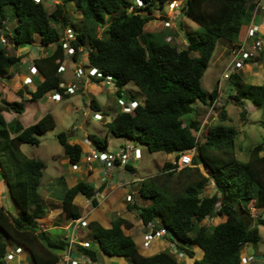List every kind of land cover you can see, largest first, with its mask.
Segmentation results:
<instances>
[{
    "label": "trees",
    "instance_id": "16d2710c",
    "mask_svg": "<svg viewBox=\"0 0 264 264\" xmlns=\"http://www.w3.org/2000/svg\"><path fill=\"white\" fill-rule=\"evenodd\" d=\"M56 1L53 11L48 13L42 2L0 0V32L13 49L34 44L36 36L42 46L56 45L51 56L35 64L44 80L29 93L30 101H37L48 92L68 95L60 87L58 69L64 56L61 32L71 25L67 5L73 4L82 23L74 29L76 38L70 43L74 49L72 58L77 61L86 54L90 68L111 77L118 98L123 97L124 87L132 84L138 92H130L128 101L137 102L138 94L143 101L137 102L129 113L117 112L106 124L108 131L115 137L145 145L151 154H174V161L182 152L196 148L193 167L179 171L184 174L182 187L169 193L166 187H148L152 181L145 178L136 196L148 204L132 209L144 225L153 222L156 229H165L177 242L200 247L203 256L193 264H241V251L246 245L257 246L260 240L257 227H264L263 215L251 217L249 212L252 207L264 213V155H261L264 138L249 150V159L241 162L234 153L239 132L230 124L223 106L217 116L219 123L201 128V143L194 135L201 123L194 120L183 126V118L198 116L200 110L194 105H209L217 97L216 88L207 94L201 80L218 42H225L229 49L239 42L238 37L243 35L242 30L251 17L248 0H182L184 16L198 26L196 31L185 30L184 49L165 41L149 42L143 33L145 25L155 19L153 11H161L167 0H141L143 7H138L135 0ZM7 20L15 22L11 35L4 29ZM96 28L102 30L100 36ZM19 61L6 48H0V78L10 79L9 70ZM232 78L237 93L230 99L239 106L243 120L246 101L256 107L264 106V84L245 85L239 73ZM18 96L22 99L20 92ZM23 103V99L0 100V176L16 209L14 217L0 206V264H5L10 245L26 248L34 264H55L58 258L51 250L63 249L64 244L47 240L37 224L44 216L39 197L44 163L26 157L20 149L26 144L38 146L37 137L54 129L55 121L46 114L26 128L17 119L7 123L2 112L20 115ZM92 103L90 107L96 109ZM56 139L69 163L76 165L82 153L80 146L70 144L65 133H59ZM88 139L98 148L107 143L106 138L95 135H89ZM200 165H204L207 175L201 173ZM174 168L175 164L164 162L161 174L167 180L173 179ZM211 183L213 192L206 196L204 189ZM77 195L96 204L94 189L78 182L62 198V212L67 220L80 216L73 204ZM210 218H219L220 222L208 229L203 222ZM124 225L123 219L116 218L107 230L92 227V237L102 253L129 258L133 264H176L167 252L142 257L133 240L124 235ZM85 253L95 259V250L86 249ZM186 254L193 257L191 251ZM261 258L264 264V254Z\"/></svg>",
    "mask_w": 264,
    "mask_h": 264
},
{
    "label": "crops",
    "instance_id": "0c3cea01",
    "mask_svg": "<svg viewBox=\"0 0 264 264\" xmlns=\"http://www.w3.org/2000/svg\"><path fill=\"white\" fill-rule=\"evenodd\" d=\"M44 1L46 2L47 0L41 1L43 5H44ZM50 1L54 2L55 5L58 3V1L56 0H50ZM248 2L250 4L251 17L249 22L244 26L242 30V34H244L251 25L260 26L261 32L264 33L263 27L261 26V19L262 16L264 15V12L261 11L259 8H256L258 0H248ZM260 4L264 7V0H262ZM68 5H73V4H68ZM154 17L155 19L152 21L156 22L157 20L156 16L154 15ZM150 22L151 21H149L144 27L143 33L145 36L152 35L153 33V30H151V28L148 27ZM162 26L163 28H169L170 24L168 27H166L164 24ZM185 27L184 28L179 27V29H181L180 31H178L179 29L177 30L176 27V30L174 31L173 34V36H175V41L177 44L175 46L176 47L182 46L181 49H184L186 47ZM155 28L161 29L160 33L158 34L163 35L162 32L165 30L162 29V27L156 26ZM239 37H238V41L240 39ZM35 39H37V41L34 44L30 45L31 47L27 49H24L23 47H19L17 49H13L10 47L7 48L9 49L7 50L9 51V54L20 58V62L15 66L14 69L10 70V74L12 77L8 79L6 82L0 84L1 85L0 99H5L7 102H20L23 99L24 110L20 115L16 114L15 112H2V116L7 123L17 119L19 123L22 125V127L26 128L35 124L44 115L50 114L55 121L54 129H56L58 123L62 121L63 115L58 109H49L50 103L55 104L60 102V101L55 102L51 100V96L54 92L46 93L41 99H38L37 101H30L29 93L34 92L36 89V85L44 80L43 75L38 71L35 76L31 77L32 78L31 84L24 86L22 83L25 77L30 76L29 68L33 65L35 66L38 60L51 56L56 48L55 44L42 46L39 43L38 36H36ZM230 50L231 49H229L228 52V58H230ZM63 54H64L63 61L60 65L61 70L59 72L60 77L61 74H64L67 71L66 66H65V71L63 69L66 63V58H68L69 61L73 62V64H75V62H78L81 58L79 57V59L75 61L72 58V56L69 55L67 52L63 51ZM226 65L227 63L224 65V68ZM74 67L75 69L73 70V75H72L73 78L71 80L69 81L64 80L61 77L62 80V83H60L61 87H67L72 83H78L79 86L75 94L77 92L83 94L84 92L88 93L92 91V88H98L102 84V83L93 84L91 81L85 80L84 78L77 79L78 80L77 82L74 73L76 68H78L79 66L76 65ZM241 72L243 73V76ZM239 75L241 77L242 83L245 85H263L264 55L258 61L246 64L244 68L239 72ZM260 80H262L263 83H260ZM216 82L217 80L215 81L214 88L216 86ZM80 85H82L83 87L81 88ZM227 85L228 83L225 85L223 93L219 95V98L221 99L222 106L224 107L230 119V124H231V113L233 111H236L239 121L241 122L240 124L246 126L247 124L252 125L258 123L259 128L263 126V123L257 122L258 110H254V112L257 113H255L254 121H253L250 120L251 113H249L247 110L245 111L246 112L245 118L242 120L240 119L239 116V112H240L239 108H237L234 104L232 107L228 108L227 106L228 101L230 102L232 101L228 99L229 93H228ZM102 87H108V85L103 83ZM18 92L22 94V99L18 96ZM75 94L65 95L62 97V99L73 100L75 97L72 96H74ZM84 97H82V101L84 105L82 109H79L73 104L72 105L68 104L67 109H71L72 113H79L81 111L83 117H85L86 114H89L90 116L92 115L93 117L94 112H96L97 110V112L102 115L101 125L105 127V131L102 130L99 131L98 133L96 132V134L102 136L105 135L103 138H106L107 143L106 145L102 146V150L111 151L109 148L110 147L109 138L113 136L106 128V124L111 122L117 113H115L112 117V120L109 121L108 120L109 116H107V113L100 108L99 102L96 100L95 96L91 97L88 100L87 97L85 100H83ZM91 102H93L92 104L96 109L90 107ZM208 107L209 106L206 105V106H202L201 109L199 108L200 112L198 116L191 115V118H189L188 116L184 117L183 126L189 124V122L191 121L194 120L198 121L200 113L201 111H203L202 109H206L204 110V112H206L205 116L209 117L210 112ZM246 107L247 104L245 102L244 108ZM71 112L68 111L69 114ZM96 121L97 120L94 119L93 122L95 124L101 123V121L99 122ZM94 130H96V127H94ZM72 131L73 132H71V134L68 136V142L72 145L73 144L79 145L82 151L80 160L76 165H71L69 163L66 154L64 152H61L60 149L54 151L56 154L48 152V155L40 156V152L38 151L36 154L34 155L30 154L28 156L22 151L23 145L20 147L22 153L26 157L40 160L44 163V169L40 179V188H39V197L42 204V208L44 210V216L37 221V224H38V231H40V233L46 234L47 240L51 242L61 241L64 244L63 249L51 250V252L54 255H56L58 258V261L55 264H71L62 261L61 259L62 255L66 254L67 247L70 244H71V250L68 253L69 259L72 261L73 260L77 261L78 264H133V262L129 258L109 256L102 253L98 249L97 243L92 237L93 226L95 227L97 226V228L107 230L111 227V223L116 218H121L125 221L126 225L122 227L123 233L124 235L129 236L133 240L138 253L142 257L151 258L160 253L167 252L170 254V257L175 260L176 264H193L195 260H199L202 258L203 250L197 245L181 244L176 240H170L166 236L161 238H155L150 242L148 247H144L143 243L145 242V238H146L145 235L148 233L149 230L147 229V226L142 223V220L139 218L137 212L132 209V206L139 207V206L147 205V201H142L141 198H138L136 196V189L138 185H132V183H134L136 179L139 178L144 179L142 176H139L136 171L137 167L142 161V155L139 161H134V163L131 166H128V168H130L131 171L129 169L124 170L118 165L106 166L100 162L88 159L92 151L100 148V147L99 148L96 147L94 145L95 143L91 142L88 139L89 134H84L83 136L84 138L81 139L78 137L77 130H75V128L72 129ZM238 132L239 134L236 141V149L234 150L235 157L237 156L236 151H238L237 153L240 156H243L241 157L242 160L246 162L249 159V150L252 147L248 150L245 149L244 147V141L246 140L247 137V130L244 128L243 130H238ZM96 134L95 136L99 138V135ZM259 134L263 139L264 138L263 133H261L260 131ZM261 140L259 142H261ZM125 142H129V144L135 145V142L133 143L128 139H126L124 143ZM124 143H121L118 146L124 145ZM40 145L41 144L39 140V145L34 147L36 149H39ZM145 148L147 150V147ZM261 155H264V150L261 152ZM51 158L53 159L55 158L54 162L60 164L61 166H64V168L66 169L69 168V171H67V176L63 177L61 180L56 177L57 175L51 176L52 172H50L48 176L45 177L46 178L45 182L42 183L43 174L45 175L46 161ZM173 158H174V154L166 155V160L164 162L171 163L173 162ZM236 158L238 159V157ZM55 170L57 171L58 174V172L60 171L59 166H56ZM78 182H85L94 189L95 191L94 200L96 204L93 205L91 201L86 200L81 195H77L74 197L73 204L78 208L80 215L76 219H80L81 221L86 222V226L84 228L76 227L74 229L75 226L74 220L76 219H68V220L65 219L62 212V198L64 193L68 189L75 186ZM130 188H132L131 191ZM208 188L209 190L208 193L205 194L206 196L212 194L213 192V188H211V190H210V186ZM129 194H132V201L127 202L126 197ZM141 202H143V205ZM0 206H3L12 216L14 217L16 216V209L13 206L8 196L6 185L1 179V176H0ZM250 206H252V204ZM250 209H254L258 214L263 215L262 210H256L255 208L252 207ZM217 220L220 219L217 218ZM83 242L90 243L91 245L90 249L95 250L94 260L90 259V257L85 253V249L81 247L80 244ZM14 247H15L14 245H10L8 246V249L12 250ZM186 251H191L193 253V257L190 258L186 254ZM248 256H251L252 259L247 264H253L256 261V259L259 258V255L257 254V248L251 245H246L241 251V258ZM11 264H34V263L31 258L30 252L26 248L22 247L21 252L14 256V259L11 261Z\"/></svg>",
    "mask_w": 264,
    "mask_h": 264
},
{
    "label": "rangeland",
    "instance_id": "374dc122",
    "mask_svg": "<svg viewBox=\"0 0 264 264\" xmlns=\"http://www.w3.org/2000/svg\"><path fill=\"white\" fill-rule=\"evenodd\" d=\"M172 0H167V2L165 3V5L163 6V9L161 11H153V15L156 16V22L155 21H151L148 25V27L151 28V30H153L152 35H146L145 38L147 39V41L152 42V43H156V44H160L163 43L164 41L167 42L168 44H170L171 46H175L176 41H175V36H173L174 31L179 29V27L184 28L187 31H196L198 29V26L196 25V23L192 22L191 20H189L187 17L184 16L183 14V10L179 9L177 11H175V13L173 14V17L175 19H177L176 21H170L168 20L166 17L167 15V10L165 9V7L167 6V4H169ZM178 1H182V0H178ZM44 5L45 8L47 10L48 13H51V11L54 8L55 3L51 2L50 0H47L46 2L44 1ZM67 10H68V14H69V18L71 21V25L70 28L67 29L68 30H72L74 33L76 31V28L79 27V25L82 23V19L80 16V13L76 11L75 7L73 5H68L67 6ZM155 18V17H154ZM165 22H168L170 24L169 28H163V24H165ZM15 22H11L8 21L5 23V27L8 28V31H11L12 28L14 27ZM156 26H160L162 27V29H164L165 31H163V35H160L158 33H160L161 29H157L155 28ZM75 29V31H74ZM181 29H179L178 31H180ZM101 29H97L96 28V33L100 36L101 34ZM165 35V36H164ZM37 41V39H35V42ZM4 46H1V48H3ZM5 47H8L7 45ZM30 45H24L23 48L27 49L30 48ZM179 49H181L182 46H177ZM11 48V47H10ZM21 48V49H23ZM229 48L225 42H218L216 49L213 53V56L210 60V63L208 65V68L201 80V86L203 88V90L209 94L215 85V81L218 80L221 72L223 71L224 65L226 63L229 62L230 58H228V52H229ZM9 49H6V51ZM11 51V50H10ZM9 52V51H7ZM80 60L78 62H75V64H73V62L69 61L68 58H66V63L64 65V71H65V66L67 67V71L64 74H61V77L64 80H71L73 78V70L75 69L74 66H79V68L81 69L82 73H83V77L87 76V74H90L91 68L88 66L87 64V60L86 59V55H82L80 56ZM85 58V59H84ZM242 70V69H241ZM242 76L243 73L241 72ZM29 75L31 76V74L29 73ZM33 77V76H31ZM233 77V76H232ZM231 77V79L228 82V93H229V98L232 97L234 98L236 93H237V88L234 87V83L235 80ZM88 81H90V79L88 78ZM258 83V82H256ZM260 83H263L262 80H260ZM78 84V83H77ZM79 86V84H78ZM103 83L98 87V88H92V91L88 92V93H83L80 94L79 92H77L74 96L75 97L73 100H68V99H62L60 100L59 103H50L49 109H58L62 115H63V119L61 122L58 123V126L56 129H52L48 132H46L44 135H40L38 136V140H40V147L39 149H36L34 146L32 145H23L22 147V151L23 153H25L26 155H30V154H36L38 151L40 152V156L44 155H48L49 153H53L56 154L54 151L57 149H60L61 152H64L61 145L58 143L56 137L59 133H65L66 135H70L72 131V129L75 128V130H77V134L78 137L83 139L84 134H89V135H95L96 132L98 133L99 131H105V127L102 126V115L100 113H98L97 111L94 112L93 117L92 115L90 116L89 114H86L85 117L82 116L81 111L79 113H72L71 109H67L68 108V104H73L76 107H78L79 109H82L84 107L83 105V101H82V97H84L83 100L86 99L87 100L90 99L91 97L95 96L96 100L99 102L100 108L102 110H104L107 113V116H109L108 120L111 121L112 117L115 113H117L120 109V107L117 104V100L118 97L116 96V89H115V85L113 83H110L108 85V87H102ZM80 87L82 88L83 86L80 85ZM104 88V89H103ZM246 89V87H245ZM227 91V90H226ZM130 92H135L137 93V89L132 85V84H128L124 87V94L123 96L128 97ZM94 93V94H93ZM233 93V94H231ZM122 98V99H126V98ZM136 100L138 101V103L142 104V98L141 96L138 94V96H136ZM1 100V99H0ZM228 101V100H227ZM24 104V103H23ZM233 104L239 108V106L236 105V103H232L230 101H228V108L232 107ZM247 107L245 108V110H247L249 113H251V117L250 120L254 121V115L255 113L258 112V117H257V122L259 123H264V106L261 107H256L255 105H253V103H251V101H246ZM51 107V108H50ZM194 107H198L201 109L202 105L197 103L194 105ZM258 108V109H257ZM240 109V108H239ZM203 111H201L200 116L198 121L201 123V126H208V125H216L219 123V120L217 119L218 115L214 116V119H212L211 121H209V117H206L205 114L206 112H204V110L206 109H202ZM233 110V109H232ZM230 110V111H232ZM254 110H258L257 112H254ZM68 111H70L71 113L69 114ZM213 112H211L212 114ZM240 113V112H239ZM90 116V117H89ZM189 118H191V116H188ZM97 120L96 122L101 121V123L95 124L93 121ZM241 122L239 121L238 115L236 113V111H233L231 113V125L233 127H235L237 130H243L244 128L247 130V137L246 140L244 141V147L245 149H250L251 147H253L256 143H258L262 138L261 135L259 134V132L261 131V133H263L264 135V128L263 126H261L259 128L258 123L256 124H247L242 125L240 124ZM94 127H96V130H94ZM203 130V129H202ZM204 131V130H203ZM202 131V132H203ZM196 133H194L195 135ZM99 135V134H96ZM105 135H99V138L102 139ZM113 136V135H112ZM198 143L202 142V134L200 133L198 135ZM86 139V138H85ZM110 150L113 152H117L119 151V149L124 146L125 144L129 143V142H125L126 140L123 137H110ZM124 143V145L118 146L119 144ZM136 146H138L141 151H142V161L140 162L139 166L137 167V174L139 176H142L143 178H149V181H152L150 183L147 184L148 187H166L168 188L169 193L177 191L180 187H182L184 185L183 180H184V174L183 173H179L176 172L175 176L173 177V179H165L164 175H162V171L164 170V161L166 160V154L162 153V152H158V153H154V154H150L147 152L146 150V146L145 145H140L138 143H136ZM238 151H236V157H238V160L245 162L242 160L241 157L238 153ZM55 159V158H54ZM54 159H48L46 161V169H45V175L43 174V178H42V183L45 182L46 180V176H48V174L50 172L51 176L53 175H57L56 177L59 178L60 180L67 176V171H69V168H64V166H61L60 164H57L54 162ZM174 160V158H173ZM59 166L60 171L57 174V171L55 170V167ZM54 167V168H53ZM193 165L191 164V166L187 167V168H192ZM199 169L201 171L202 174L205 175L204 170L199 166ZM157 174H160L158 177H154ZM195 176V174H193ZM153 177V178H150ZM196 177H194L193 179H195ZM148 181V182H149ZM210 186V190L211 185H208L205 189H204V194L208 193L209 187ZM208 188V189H207ZM143 205V202H141ZM148 204V201H147ZM250 212V216L251 217H255L257 216V212L254 209H249ZM264 215V213H263ZM220 222V220H217L215 218L211 219V220H206L205 222H203L205 224V226L208 229H211L212 227H214L216 224H218ZM258 231H259V236H260V240L256 246L257 248V254L259 255V258L256 259V261L253 264H263V258H261V256L264 254V227L263 226H258Z\"/></svg>",
    "mask_w": 264,
    "mask_h": 264
},
{
    "label": "built area",
    "instance_id": "2783aa9c",
    "mask_svg": "<svg viewBox=\"0 0 264 264\" xmlns=\"http://www.w3.org/2000/svg\"><path fill=\"white\" fill-rule=\"evenodd\" d=\"M35 3L41 2V0H33ZM262 0H258V3L256 5V8H259L261 11L264 12V7L260 4ZM135 3L138 7H143L141 0H135ZM183 1L178 0H172L165 9L167 10V19L170 21H175L176 19L173 17V14L175 11L181 9ZM142 14H145V12H142ZM166 27L169 26L168 22H165L164 24ZM261 26L264 30V15L261 19ZM5 31H8V28L4 27ZM68 29V28H67ZM65 29L63 32H61V40L60 42L63 44L64 50L69 54L73 55L74 49L70 46V43L75 40L76 35L72 30ZM10 46L7 41V39L4 37L3 32L0 34V46ZM79 52H82V49L79 48ZM84 55V54H82ZM81 55V56H82ZM264 55V33L261 32L260 26H253L251 25L247 31L241 36L239 42L237 45H235L230 50V61L227 63L223 71L221 72L217 82H216V90L218 92L217 97L209 104V112H213L215 108L220 107L222 105L221 99L219 98V95L223 93L225 85L229 82L232 76L238 74L241 69L244 68V66L248 63L254 62L256 60H259ZM32 65V64H31ZM30 65V66H31ZM30 74L31 76H35L37 74V69L33 65L30 68ZM61 68L59 69V71ZM76 80L80 78H86L90 79L92 81H95L94 83L103 82L106 85H109L112 83V79L110 76H102V74L99 71H96L95 69H91L90 74H87L88 78L86 76L83 77V73L81 69L78 67L75 70L74 73ZM31 76H27L23 79V85H29L32 83ZM8 79L6 78H0V84L3 82H6ZM1 88V85H0ZM65 93L67 94H74L76 90L78 89L77 83H72L68 87L64 88ZM61 99V95L57 92H54L51 96V100L57 102ZM118 106L121 108V110L125 113L131 112L137 102L133 101H127L126 99L118 98L117 100ZM201 129L197 132L196 139L198 135L200 134ZM196 152L195 148H192L188 151H184L179 155L178 160L175 162L176 167L173 170L180 171L186 167L191 166L192 164V158ZM88 159L100 162L106 166L109 165H118L119 167L123 168L124 170L128 168V166H131L134 161H139L141 159V151L139 148L127 143L124 146H122L119 151L113 152V151H105V150H94L90 153V156ZM142 182V179H136L132 185H136ZM211 186L213 187V184L211 183ZM132 188H130L131 191ZM137 194V193H136ZM126 201L130 202L132 201V194H129L126 197ZM205 219L206 220H211ZM74 229L76 227L78 228H84L86 226L85 221H81L80 219L74 220ZM147 226V229L149 230L148 233L145 235V242L143 243L144 247H148L150 242L155 238H161V237H168L172 240V235H170L168 232L165 231V229H156V224L151 222ZM72 242V241H71ZM83 249H89L91 247L90 243L83 242L80 244ZM22 248L20 246H15L12 250L7 251L4 261L5 264H11V261L14 259V256L19 254L21 252ZM71 250V244L67 247L66 254L62 255L61 259L62 261L71 263V264H78L75 260L69 259V251ZM251 256L248 257H242L241 258V264H247L251 260Z\"/></svg>",
    "mask_w": 264,
    "mask_h": 264
},
{
    "label": "clouds",
    "instance_id": "9594fccd",
    "mask_svg": "<svg viewBox=\"0 0 264 264\" xmlns=\"http://www.w3.org/2000/svg\"><path fill=\"white\" fill-rule=\"evenodd\" d=\"M42 1V0H41ZM40 3V2H39ZM177 20V19H176ZM175 20V21H176ZM8 32V34L9 35H11V33H12V31H7ZM2 32H0V34H1ZM11 45V44H10ZM8 47H10V46H8ZM8 47H3V48H8ZM12 48V47H11ZM65 51V50H64ZM66 52V51H65ZM86 55V54H85ZM87 56V55H86ZM20 62V61H19ZM252 63V62H251ZM15 68V66L12 68V69H14ZM12 69H10V70H12ZM59 69H60V67H59ZM59 69H58V73L60 72L59 71ZM91 69H93V68H91ZM10 70H9V72H10ZM38 71V70H37ZM97 71V70H96ZM100 72V71H99ZM101 73V72H100ZM103 76V75H102ZM32 79V78H31ZM85 80H88V79H86V78H84ZM93 84H98V83H103V82H98V83H94L95 81H92V80H90ZM77 82H78V80H77ZM25 86V85H24ZM27 86V85H26ZM61 87V86H60ZM68 87V86H67ZM61 88H66V87H61ZM115 89H116V87H115ZM65 94H67V93H65ZM75 94V93H74ZM53 95V94H52ZM68 95H72V94H68ZM124 97V96H123ZM123 97H120V98H123ZM124 98H126V100L128 101V99H127V97L125 96ZM228 99H230L229 97H228ZM60 100H62V95H61V99ZM59 100V101H60ZM231 100V99H230ZM59 101H57V102H59ZM232 101V100H231ZM138 102V101H137ZM233 102V101H232ZM91 104V103H90ZM209 106V105H208ZM222 106V105H221ZM220 106V107H221ZM209 108V107H208ZM218 108V107H217ZM216 109V108H215ZM215 109H214V111H215ZM120 110H121V108H120ZM214 111H213V113H214ZM212 113V114H213ZM210 115H211V112H210ZM202 128V126L200 127V129ZM200 133H201V131H200ZM197 135V133L195 134V136ZM198 139V138H197ZM131 142H133V141H131ZM134 143V142H133ZM133 146H135V147H137L138 148V146H136V143H135V145H133ZM99 149H102V148H99ZM196 149V148H195ZM141 151V150H140ZM196 153V152H195ZM142 155V154H141ZM178 160V159H177ZM175 162L176 161H174L173 160V162H171L172 164H175ZM175 167H176V164H175ZM201 167V166H200ZM187 168V167H186ZM172 171H175V172H179V171H176V170H173L172 169ZM181 171V170H180ZM145 179V178H144ZM144 179H142V182H143V180ZM142 182L141 183H139V184H136V185H138V187H137V189H136V193H137V190H138V188H139V186L142 184ZM211 185V184H210ZM137 195V194H136ZM215 219H217V218H215ZM170 234V233H169ZM170 235H172V234H170ZM172 237V240H175L174 238H173V236H171ZM171 240V239H170ZM21 247V246H20ZM22 248V247H21ZM90 249V248H89ZM86 250V249H85Z\"/></svg>",
    "mask_w": 264,
    "mask_h": 264
},
{
    "label": "water",
    "instance_id": "95a60500",
    "mask_svg": "<svg viewBox=\"0 0 264 264\" xmlns=\"http://www.w3.org/2000/svg\"><path fill=\"white\" fill-rule=\"evenodd\" d=\"M220 107H218V108H216L215 109V111H214V113L213 114H211L210 116H209V121H211L212 119H214V116L215 115H218V113H219V111H220ZM201 166V168L204 170V172H205V167H204V165H200ZM205 175H207V173L205 172Z\"/></svg>",
    "mask_w": 264,
    "mask_h": 264
}]
</instances>
